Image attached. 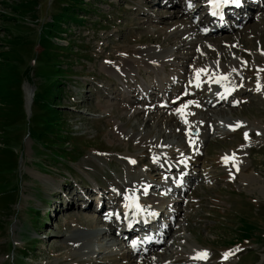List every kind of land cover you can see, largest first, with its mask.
Returning a JSON list of instances; mask_svg holds the SVG:
<instances>
[{
  "label": "rangeland",
  "instance_id": "obj_1",
  "mask_svg": "<svg viewBox=\"0 0 264 264\" xmlns=\"http://www.w3.org/2000/svg\"><path fill=\"white\" fill-rule=\"evenodd\" d=\"M20 1L0 0V52L21 34L34 52L22 68L23 84L29 78L38 88L46 80L40 32L66 0L52 7L39 0L37 19L13 13ZM252 2L228 30L205 35L204 14L197 12L200 25L190 14L193 4L201 7L196 0H82L83 22L55 41L72 44L73 54L62 58L71 60L63 68L71 74L62 78L64 93L55 91L70 129L62 135L76 137L62 152L31 138L24 120L9 129L19 163L0 183V264H123L125 253L118 254L128 240L145 250L148 237L165 242L145 256L149 264H264V1ZM143 51L166 60L160 78L138 65ZM125 60L136 67L116 73ZM235 63L240 71L212 88L193 74ZM189 90L192 96H182ZM223 91L234 94L231 103L210 107ZM189 157L196 162L189 161L186 175L180 164ZM9 193L13 201L4 198ZM138 194L151 212L149 198L159 209L146 217L149 232L123 240L121 221L127 211L139 213L131 206ZM109 220L112 234L100 239ZM163 228L171 229L167 236ZM116 237L126 244L106 245Z\"/></svg>",
  "mask_w": 264,
  "mask_h": 264
},
{
  "label": "trees",
  "instance_id": "obj_2",
  "mask_svg": "<svg viewBox=\"0 0 264 264\" xmlns=\"http://www.w3.org/2000/svg\"><path fill=\"white\" fill-rule=\"evenodd\" d=\"M19 7L18 4L11 5L14 14L31 15L34 19L38 18L37 5L39 0H22ZM20 4V3H19ZM82 0H66L61 5V11L52 15V21L43 25L39 47L41 51L38 54V61L43 65V73L46 80L40 85L36 91L33 116L30 120L31 126L27 121V115L24 108V95L22 91L23 76L22 68L29 63L33 56V49L29 46L25 38L20 34L15 35L16 38L7 40L6 46L11 48L8 51L0 52V137L3 138L0 143V183L5 181L7 170H16L18 166V155L11 145V137L8 131L10 128L19 124L22 120L29 130L31 138L40 142L42 146L53 149H59L62 152L67 151L65 141L76 137L72 132L63 137L61 132L64 128H68L65 118L60 117V110L63 103L59 100L58 93L55 90H61L62 94V78H68L71 73L65 70L67 65L72 66L71 60H62L64 54H73L68 46H62L56 43V40H63L72 32V25L81 24L84 17L79 14V11H84ZM15 6V7H14ZM5 20H14L8 16H4ZM14 26V25H13ZM12 26V28H13ZM8 29V28H7ZM20 33V32H19ZM13 34V33H12ZM46 110V113L39 115L36 109ZM54 109L58 110L55 111ZM63 144V145H62ZM56 154V153H55ZM65 155L57 154L60 158H67ZM67 156V157H66ZM14 193L15 189H11ZM9 193L6 197L14 196ZM30 251V249H23ZM32 252V251H30ZM23 253V252H22ZM26 254V253H25ZM28 257V256H27Z\"/></svg>",
  "mask_w": 264,
  "mask_h": 264
},
{
  "label": "bare ground",
  "instance_id": "obj_3",
  "mask_svg": "<svg viewBox=\"0 0 264 264\" xmlns=\"http://www.w3.org/2000/svg\"><path fill=\"white\" fill-rule=\"evenodd\" d=\"M214 1H220V3H221V5H222V7H223V9L225 10V11H228V7H229V5H231V3H228V4H224V3H222V0H209V2H214ZM248 0H243L241 3H240V5H238L237 6V13H235V14H232L231 12H229L228 11V13H229V17L230 16H234V15H236V16H240V14H241V12H244V8L246 7V2H247ZM251 2H252V0H251ZM189 3L191 4L192 2L189 0ZM254 5H257V6H259L257 3H254V2H252ZM188 4V3H187ZM189 4H188V9H189ZM187 8V7H186ZM211 7H209L208 8V10L210 9ZM192 9H193V12H190V14H192V15H194V17L193 18H195V15L197 14V12H199V11H201L202 10V7H200V8H198V9H194V7H192ZM192 9L190 10V11H192ZM255 10V9H254ZM188 13V12H187ZM240 13V14H239ZM249 15H245L244 17H248ZM228 17V18H229ZM244 17H243V19H244ZM201 23H205V21H202ZM200 25V24H199ZM202 25V24H201ZM226 30H228V28H226ZM222 32H224V31H218V29H215V30H213V31H210V32H207L205 35H212V34H217V33H222ZM193 43L191 42L190 43V45H192ZM147 51H143V52H141V53H138V65H144L146 68H148V69H150V70H153V71H157V72H153L154 74H156V76H157V78H160L159 76L160 75H158V73L160 72V70L161 69H164V66H162L163 65V63H165V61L166 60H164V58H162V57H159L156 53H154V52H150V53H146ZM225 60V57L224 56H221V61H224ZM148 62H152V63H155V66H151ZM157 63H161V64H157ZM234 63V62H233ZM158 65H159V67L160 68H156V67H158ZM134 67H136V65H134L133 67H132V65H130L129 64V61H127V60H125L123 63H120L119 64V66H117L116 68H113L114 70H116V73H120L121 74V72L122 71H126V72H128V70H131V69H133ZM166 68V67H165ZM240 68H241V65L240 64H237V63H235L233 66H222V67H220L219 66V68H216V69H214V68H212V67H205L203 70L204 71H195V72H193V74H194V77L195 78H197L196 80H198L199 81V83L200 82H205V81H207V82H209V83H211V88L213 87V84H215V85H219L221 82H219L220 80H223L224 78L223 77H230L232 74H234V72H236V71H240ZM202 70V69H201ZM191 85H192V83H191ZM214 85V86H215ZM233 85V84H232ZM193 87V86H192ZM31 87L29 86H26V90H25V94H26V97H27V101H29V96L31 95V93H29V91L31 90L30 89ZM198 88V87H197ZM199 89V88H198ZM214 89H216V88H214ZM214 89H212L213 91H215ZM201 90V89H200ZM211 91V90H210ZM220 92V91H219ZM210 94H211V92H209ZM184 95H186V96H188L189 97V95L190 96H192L193 94L191 93V91L189 90V91H187L186 93H183V95L182 96H184ZM214 95V94H213ZM216 95V97H215V99L212 101V103H210L209 105H210V107H219V106H221V105H225V104H227V103H231V98L234 96V94H230L229 92L228 93H226L225 91H223L222 93H216L215 94ZM207 97H211L210 95H207ZM178 98V97H177ZM213 98V97H212ZM227 98V99H226ZM174 100H176L175 98L174 99H171V104L172 105H175V103H172V101H174ZM180 100H181V98H180ZM203 100H204V98H203ZM178 103V102H177ZM166 107H170V105L169 104H166ZM183 113H185V117L187 116V115H190V113H188V110L186 109H184L183 110ZM210 119H213L214 118V115H213V113H210ZM209 116V115H208ZM212 130V129H211ZM200 132H201V130H200ZM201 143V140H198L197 141V146H199V144ZM196 146V148H198ZM188 148L189 147V145L188 144H185L184 145V148ZM161 157V155H159L158 156V158H160ZM189 161L190 162H196V160L194 159V158H192V157H189V158H187V159H185L183 162H182V164H180V170H182V172H185L186 173V175H189V172H188V170H187V167H188V164H189ZM135 196V195H134ZM140 195L138 194V196H136V197H134V200H133V203L131 204V206L134 208V204H135V202L138 200V197H139ZM127 198V197H126ZM150 199V201H149V203L151 204V205H153V206H156L157 204H158V202H155V201H153V199H151V198H149ZM115 205L116 204H114L113 206H114V208H115ZM105 206H110V205H105ZM113 206H111V208H113ZM131 208V207H130ZM99 209V208H98ZM97 209V210H98ZM156 209H159V205H158V208H155V210L154 211H152V212H155L156 211ZM143 211H144V213H142V214H140V212L139 213H134V212H132V211H127L126 213H125V216H124V219H122V221H125L124 223L121 221V223H122V225L124 226V230L122 231V233H120V234H118L117 236H119V237H121L123 240L124 239H126V236L127 235H133V236H135L137 233H139V231L141 230V232L140 233H142V232H149L150 230H149V228H150V225H148V224H144V220H145V218L147 217V215L149 214V215H153V213H151V210L149 209V207L147 206V205H144V208H143ZM100 213V212H99ZM150 218V220L152 219V217H149ZM101 221V220H100ZM110 221L112 222V220H109V222L107 223V225L109 226L108 228H106V229H104L105 231H102L103 233L100 235V239L103 237V234L104 235H108V236H110L111 234H112V231H113V229L111 228V225H110ZM129 222V224H127L126 226H128V228H130V230H129V234H125L124 233V231H126L125 230V224H126V222ZM98 222H99V220H98ZM102 222V221H101ZM113 223V222H112ZM113 226H114V223L112 224ZM170 230L171 229H169V228H163L162 229V231H163V235H165L167 232H169L170 233ZM98 234H97V236L96 237H98L99 236ZM123 235H125V236H123ZM165 236H167V234L165 235ZM134 238V237H133ZM161 238V237H160ZM160 238H157V237H152V239H150V238H148L147 240V244L145 245V250H144V248H143V245H142V247H138V248H134V250H132L129 246H126L125 248H123L120 252H119V254L118 255H123L124 253V255H123V260H124V263L123 264H149V260H150V258H146L145 256H149V254L151 253V251L153 250V249H155V248H157V249H160V247H158L159 246V244L160 243H162V242H164V240H162L161 241V239ZM114 241V242H113ZM110 240L106 245H110L111 247L110 248H114L115 246H119V245H125L126 243L125 242H123V241H120L117 237L114 239V240ZM161 241V242H160ZM128 243H129V241H128ZM165 243V242H164ZM107 248V247H106ZM199 248L200 249H203V250H205L204 248H202L201 246H199ZM143 250V251H142ZM140 251H142V252H140ZM144 255H143V254ZM131 254H132V256L134 255V256H137V258L138 259H140L141 261H133V260H129V259H127V257L128 256H131ZM195 254V253H194ZM198 254V253H197ZM197 254H195V255H197ZM140 256H144V258L142 259V257H140ZM194 259H195V257H194ZM143 262V263H142Z\"/></svg>",
  "mask_w": 264,
  "mask_h": 264
},
{
  "label": "water",
  "instance_id": "obj_4",
  "mask_svg": "<svg viewBox=\"0 0 264 264\" xmlns=\"http://www.w3.org/2000/svg\"><path fill=\"white\" fill-rule=\"evenodd\" d=\"M31 85V90H32V93L31 95L29 96V101H27V97H26V94H25V87L26 86H30ZM22 90H23V93H24V99H25V110H26V113H27V118L28 120L31 119L32 117V105H33V102H34V96H35V91L37 90V87L29 82H25L22 86Z\"/></svg>",
  "mask_w": 264,
  "mask_h": 264
},
{
  "label": "snow or ice",
  "instance_id": "obj_5",
  "mask_svg": "<svg viewBox=\"0 0 264 264\" xmlns=\"http://www.w3.org/2000/svg\"><path fill=\"white\" fill-rule=\"evenodd\" d=\"M222 3H224V4H228V3H235V4H239V0H222ZM213 15H215V13H213ZM200 71H204L203 69L202 70H200ZM224 79H227V77H223ZM228 158L227 157H225V160H227ZM207 253L205 252V253H200L199 255H198V257L197 258H206L207 257Z\"/></svg>",
  "mask_w": 264,
  "mask_h": 264
}]
</instances>
